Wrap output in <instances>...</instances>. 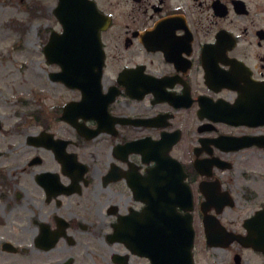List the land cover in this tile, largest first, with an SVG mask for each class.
<instances>
[{"label": "flooded vegetation", "instance_id": "1", "mask_svg": "<svg viewBox=\"0 0 264 264\" xmlns=\"http://www.w3.org/2000/svg\"><path fill=\"white\" fill-rule=\"evenodd\" d=\"M88 1L104 28L74 47L102 50V94L75 108L82 91L46 51L72 14L62 0L0 1L26 15L7 20L22 36L0 59L32 25L48 84L75 95L36 109L47 83L0 84V264H264V0ZM129 142L141 152L118 150ZM181 178L191 206L169 191ZM189 224L192 263L132 252L160 232L177 244Z\"/></svg>", "mask_w": 264, "mask_h": 264}, {"label": "water", "instance_id": "2", "mask_svg": "<svg viewBox=\"0 0 264 264\" xmlns=\"http://www.w3.org/2000/svg\"><path fill=\"white\" fill-rule=\"evenodd\" d=\"M62 5L71 12L72 16H70L67 21L63 22L65 33L57 40L53 39L46 49L48 52H56V55L50 58V61L56 62L62 67L63 71L58 74V77L60 78L59 80L63 81L68 87L82 89L85 96L87 91L84 87L88 84L87 79L94 78L97 83V85H95V92L99 93L104 63L103 55L101 54L100 57L82 58L79 53L80 50L76 49L74 45L78 42V37H84V35L96 38V33H94L93 30L97 29V27L102 28V26H96L95 21H99L101 17L97 14L91 2L87 0H69L67 3L62 0ZM83 78H85V82ZM125 148H128L129 151L132 152V143L127 144ZM165 162L166 160L162 162L158 160L159 165ZM167 163L169 165V171H181L180 164L170 155H168ZM182 181V178L179 184L169 181V191L180 186V188H183L186 204L191 205L192 198L190 189L187 185L183 186ZM169 201H171V198H169ZM178 204H181V201H179ZM162 236L163 233L160 232L159 236L153 238V245L151 246V244H149L141 254L150 257L154 261L153 263H161L160 261L164 259L169 260L174 254H178L183 263H191V250L193 244V233L191 228L184 233V239L178 244L168 243ZM155 259L157 260L155 261Z\"/></svg>", "mask_w": 264, "mask_h": 264}, {"label": "rangeland", "instance_id": "3", "mask_svg": "<svg viewBox=\"0 0 264 264\" xmlns=\"http://www.w3.org/2000/svg\"><path fill=\"white\" fill-rule=\"evenodd\" d=\"M20 11L19 6L6 10L0 4V57L7 58L12 53L10 50L13 46V43L9 41L15 38L18 39V37L20 39V35L22 36L20 33H10L9 29L5 27L10 17L15 16L21 20V17L26 16ZM24 29L25 49L19 53H13L10 56V61L6 63L0 59V84L8 86L10 90L12 86H17L21 90L27 91L28 88L34 87L35 84L43 85L41 81L47 83L44 91H42V93H46L47 95L45 94L46 96L36 98V101L33 102L36 109L40 106L38 105L39 100L44 105L71 100L75 97L74 94L67 92L59 85L48 84V68H46L44 60L38 55L39 49L36 31L32 25L25 26ZM0 98L5 99L3 95Z\"/></svg>", "mask_w": 264, "mask_h": 264}]
</instances>
